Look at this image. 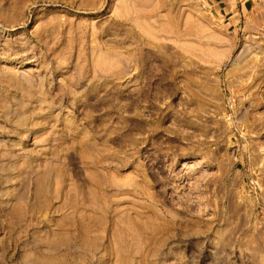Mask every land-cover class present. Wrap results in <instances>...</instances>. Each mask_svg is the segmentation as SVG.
Segmentation results:
<instances>
[{
	"label": "rangeland",
	"instance_id": "obj_1",
	"mask_svg": "<svg viewBox=\"0 0 264 264\" xmlns=\"http://www.w3.org/2000/svg\"><path fill=\"white\" fill-rule=\"evenodd\" d=\"M0 264H264V0H0Z\"/></svg>",
	"mask_w": 264,
	"mask_h": 264
},
{
	"label": "crops",
	"instance_id": "obj_2",
	"mask_svg": "<svg viewBox=\"0 0 264 264\" xmlns=\"http://www.w3.org/2000/svg\"><path fill=\"white\" fill-rule=\"evenodd\" d=\"M230 26L241 23L247 13L254 11L255 0H211Z\"/></svg>",
	"mask_w": 264,
	"mask_h": 264
}]
</instances>
